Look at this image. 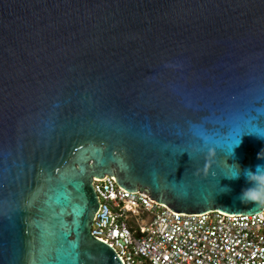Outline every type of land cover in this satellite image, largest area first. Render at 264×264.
Returning a JSON list of instances; mask_svg holds the SVG:
<instances>
[{
  "label": "water",
  "instance_id": "water-1",
  "mask_svg": "<svg viewBox=\"0 0 264 264\" xmlns=\"http://www.w3.org/2000/svg\"><path fill=\"white\" fill-rule=\"evenodd\" d=\"M255 130L264 0H0V264H123L91 235L105 175L175 213L260 212L225 177L264 165Z\"/></svg>",
  "mask_w": 264,
  "mask_h": 264
},
{
  "label": "built area",
  "instance_id": "built-area-1",
  "mask_svg": "<svg viewBox=\"0 0 264 264\" xmlns=\"http://www.w3.org/2000/svg\"><path fill=\"white\" fill-rule=\"evenodd\" d=\"M91 235L123 264H264V208L252 214L175 213L113 176L92 179Z\"/></svg>",
  "mask_w": 264,
  "mask_h": 264
},
{
  "label": "clouds",
  "instance_id": "clouds-1",
  "mask_svg": "<svg viewBox=\"0 0 264 264\" xmlns=\"http://www.w3.org/2000/svg\"><path fill=\"white\" fill-rule=\"evenodd\" d=\"M251 134V133H250ZM254 136L258 139L264 140V131L255 130ZM240 140L235 143H231L229 147V155H233L234 146H239ZM259 160H264V157H257ZM230 174L225 175L229 180H238L242 176L245 181L251 185L249 188L243 190L240 194L239 199L242 203L248 204L252 203L254 205H264V165H257L255 171L250 169H241L238 164H233L230 166ZM229 189L224 188L223 191H228Z\"/></svg>",
  "mask_w": 264,
  "mask_h": 264
},
{
  "label": "snow or ice",
  "instance_id": "snow-or-ice-1",
  "mask_svg": "<svg viewBox=\"0 0 264 264\" xmlns=\"http://www.w3.org/2000/svg\"><path fill=\"white\" fill-rule=\"evenodd\" d=\"M238 140H239V136L234 140L233 143L238 142Z\"/></svg>",
  "mask_w": 264,
  "mask_h": 264
}]
</instances>
